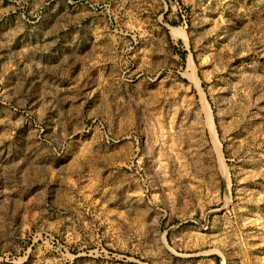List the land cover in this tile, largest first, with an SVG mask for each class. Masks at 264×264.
Masks as SVG:
<instances>
[{"label": "rangeland", "instance_id": "374dc122", "mask_svg": "<svg viewBox=\"0 0 264 264\" xmlns=\"http://www.w3.org/2000/svg\"><path fill=\"white\" fill-rule=\"evenodd\" d=\"M0 264H264V0H0Z\"/></svg>", "mask_w": 264, "mask_h": 264}]
</instances>
